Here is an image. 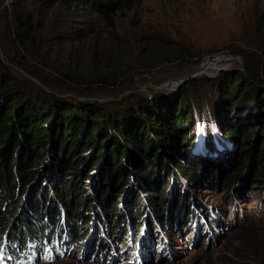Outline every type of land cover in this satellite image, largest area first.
I'll use <instances>...</instances> for the list:
<instances>
[{
	"label": "trees",
	"instance_id": "trees-1",
	"mask_svg": "<svg viewBox=\"0 0 264 264\" xmlns=\"http://www.w3.org/2000/svg\"><path fill=\"white\" fill-rule=\"evenodd\" d=\"M136 2L0 0V253L6 250L12 257L16 249L22 250L24 256H17L15 262L24 261V252L32 244L36 245L33 253L41 248L51 251L53 246L48 244V236L57 234L60 221L69 229L71 240L83 238L87 231L84 233L78 220L86 217L92 208L106 211L110 206L118 227L110 230L107 219L109 229L98 228L100 217L97 215L91 223L90 242L102 236L104 245L109 246L114 233L119 234V227L121 230L124 224L125 231L130 233L129 245H139L142 226L139 220L144 215L166 228L162 221L173 213L176 216L178 210L171 208L170 211L167 199L180 190L175 179H188L193 185L201 182L203 176L199 163L187 161L192 148L197 146L198 133L203 132L207 138L210 135L211 125L202 130L191 117L202 84L210 85L214 91L217 112L214 108L211 118L218 111L224 117V121L217 118L216 126L225 137L239 143V149L231 156L236 167L225 176V184L229 186L242 171L251 179H264V25L256 20L253 24L259 37L254 45L258 46L242 55L248 59L247 73L221 72L216 78L195 76L183 82L173 96L157 92L149 98L131 94L123 102L107 104L96 100L72 102L62 97L61 88L67 85L52 83L41 69L42 66L55 68L59 79L86 72L85 77L93 82L85 83L82 96L97 93L92 86L115 84L123 73L121 69H114L120 58H114V66L110 62L107 72L90 65L78 70L79 55L67 57L63 65L58 43L66 36L67 23L70 25L71 18L78 17V13L112 25L115 17ZM250 15L257 17L255 12ZM188 54L182 49L148 58L140 56L142 66L148 69L171 59L187 63ZM70 66H74L73 70ZM29 76L51 92H45ZM73 82L68 79V84ZM183 102L186 103L184 110ZM246 107L252 108L255 125L245 127L235 116ZM203 170L204 176L210 171L206 167ZM106 182L109 184L105 186ZM159 182L163 185H156L154 189L153 184ZM131 186H135L134 194L123 199L125 190ZM92 189L95 190L93 200ZM83 190L88 195L80 201ZM112 190L117 191L113 199ZM184 193L181 184V197ZM72 195L78 196L73 200ZM184 197L190 202L195 200L191 195ZM188 219L189 223L197 222L193 213ZM153 233L154 240L168 245L162 235L158 240L160 231ZM150 240L151 236H143L141 242L148 244ZM141 253L146 255L143 247Z\"/></svg>",
	"mask_w": 264,
	"mask_h": 264
},
{
	"label": "rangeland",
	"instance_id": "rangeland-1",
	"mask_svg": "<svg viewBox=\"0 0 264 264\" xmlns=\"http://www.w3.org/2000/svg\"><path fill=\"white\" fill-rule=\"evenodd\" d=\"M133 7L115 17L112 25L79 13L78 17L71 18L70 25L67 23L66 36L58 43L63 65L67 63V57L79 55L78 70L90 65L107 72L110 62L114 66L113 61L117 57L120 61L114 69H121L123 73L115 84L109 87L92 86L97 93L82 96L85 83L93 82L85 77L86 72L81 71V76L73 74L59 79L56 78L55 68L42 66L52 83L67 85L61 88L62 97L72 102L96 100L107 104L110 101L123 102L131 94L149 98L157 92H164L173 96L183 82L195 76L216 78L221 72L237 74L239 71L245 74L248 59H243L242 55L258 46L254 45L259 36L253 23L256 20L264 25V0H137ZM254 12L257 17L251 18L250 14ZM182 49L189 53L187 63L171 59L148 69L142 66L140 54L148 58ZM0 54L2 56V52ZM216 58L220 60L216 61ZM73 67L69 68L73 70ZM29 78L45 92H51L36 78ZM68 79L74 82L68 84ZM221 85H224L223 81ZM53 87L60 91L57 86ZM212 92L210 85L202 84L197 91L196 106L193 105L191 112L197 128L203 130L211 125L208 138L203 132L198 133L197 146L194 144L187 159L200 164L203 178L193 185L188 179H175L180 190L171 193L167 199L169 210L178 208L179 217L173 213L164 219L162 222H165L166 228L144 215L139 220L142 223L139 245H129L130 233L125 231L124 224L121 230L119 227V234L114 233L115 238L108 243L109 246L104 245L102 236L90 242L91 223L97 215L100 217L98 228L104 226L108 230L107 219L110 230L118 227L110 206L106 211L92 208L87 211L89 214L86 217L78 220L84 233L87 231L83 238L74 237L71 240L69 229L64 221H60L56 226L57 234L48 236V244L53 246L51 251L41 248L33 253L36 245L32 244L24 252V261L15 262L17 256H24L22 250L16 249L12 257L4 250V254L0 253V264H264V179H251L242 171L230 181L229 186L225 184V176L236 167L231 156L239 149V143L225 137L216 126L217 118H224L220 111L211 118L214 108L217 109ZM38 96L41 97V94ZM181 108H186L185 102L181 103ZM251 110L246 107L235 113L245 127L255 125ZM205 167L210 171L204 176ZM90 182L86 184L87 191L90 190ZM161 182L154 183V189L156 185L162 186ZM103 184L106 186L109 183ZM181 184L186 192L183 197L180 194ZM134 190L135 186L126 189L123 199L134 194ZM87 191H84L80 201L87 198ZM92 191L91 200L95 197V190ZM116 193L112 190V199ZM185 195L195 198L194 202L188 201ZM77 196L71 197L74 200ZM190 213L195 215L196 223L194 220L189 223ZM157 230L161 232L157 235L158 240L162 235L161 238L169 242L167 246L154 240L156 235L153 232ZM143 236H151V243L143 244ZM142 247L146 257L139 254ZM137 249L138 252L133 253Z\"/></svg>",
	"mask_w": 264,
	"mask_h": 264
},
{
	"label": "water",
	"instance_id": "water-1",
	"mask_svg": "<svg viewBox=\"0 0 264 264\" xmlns=\"http://www.w3.org/2000/svg\"><path fill=\"white\" fill-rule=\"evenodd\" d=\"M0 53H1V51H0ZM211 60H213V59H211ZM217 60H220V59H219V58H216V61H217ZM201 67H202V66H201ZM201 67H200V68H201Z\"/></svg>",
	"mask_w": 264,
	"mask_h": 264
},
{
	"label": "bare ground",
	"instance_id": "bare-ground-1",
	"mask_svg": "<svg viewBox=\"0 0 264 264\" xmlns=\"http://www.w3.org/2000/svg\"><path fill=\"white\" fill-rule=\"evenodd\" d=\"M205 66V65H204ZM201 69V68H200Z\"/></svg>",
	"mask_w": 264,
	"mask_h": 264
}]
</instances>
